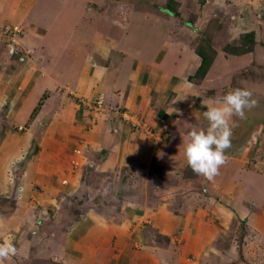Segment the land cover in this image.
I'll use <instances>...</instances> for the list:
<instances>
[{
    "label": "rangeland",
    "instance_id": "374dc122",
    "mask_svg": "<svg viewBox=\"0 0 264 264\" xmlns=\"http://www.w3.org/2000/svg\"><path fill=\"white\" fill-rule=\"evenodd\" d=\"M203 1L30 0V3L21 4L24 10L29 6H36V11L42 9L38 13L35 10L29 13L35 20L39 18L40 26L46 30L47 50L41 48V58L55 55L49 62L45 61L52 80L46 77L38 80L36 73L40 72V67L32 65L30 73L29 62L21 59L25 51L22 49L21 24L7 21L0 26V213L12 212L21 199L17 206L24 209L23 215L31 211L35 221L38 218L47 221L48 217L53 219L56 216L60 227L73 224L91 211L102 215L115 214L113 223L125 225L120 229L131 231V235L122 232L124 239L119 249H99L98 256L88 257L85 264H264V180L255 182V188L250 189L238 184V178H233L221 188L215 187L214 183L208 186L209 180L195 174L187 165L183 138L172 135L176 131L187 135L193 128H207L208 125L199 123L197 118L207 122L203 115L205 104L235 88H246L252 92L256 104L249 113L253 117L264 118V42L254 47L255 41L246 37L251 32L228 29L232 14L240 17L243 15L241 11L225 12L219 18L216 12H212L217 5H212L204 13L201 8ZM160 3L173 11L178 23L183 16L190 25L198 21L197 25L201 26L209 20L208 25L215 27L214 31L219 30L213 36L209 29L191 28L193 32H199L197 39L185 46L197 56L193 55L196 57L193 67L187 65L183 58L181 60V50L168 54V45H161L167 42L169 34L174 37L171 34L173 27L166 28L163 23L153 25L149 23L148 14L142 16L132 12L148 8L153 14L157 10L156 4ZM250 6L253 9L252 20L264 21V10L256 13L255 4ZM131 15L135 25L132 21L128 27L117 25H128L129 19L126 18ZM138 17L140 23L137 26ZM185 24L189 25L188 22ZM110 34L118 41L116 46ZM180 35L185 39L188 34L182 32ZM260 38L264 40V35ZM111 41L114 42L112 45ZM102 46L113 49L112 60L122 50L131 53V62L134 60L132 70L124 74L126 79L128 77L131 88L128 93L132 92V97L128 94L129 100L128 97L121 98L118 106L111 105L113 103L104 95L110 81L105 72L108 63L111 65L113 62L109 58L106 62ZM199 49L205 52L207 60L210 59L204 71H198L201 63ZM117 57L116 62H119ZM90 59L92 64L97 60V67L91 64L89 73L82 75L79 66ZM64 79L78 85L70 87L63 83ZM85 80L86 92L82 93V87H79ZM48 83L53 84V88ZM54 89L57 93H52ZM58 94H64L75 108L68 111L73 112L71 117L68 115L72 124L50 123L48 129L55 110L52 99ZM126 108L135 111L130 114ZM113 114L115 118L111 119ZM192 119L196 126L190 124ZM123 122L130 129L129 137L134 138L136 136L133 135L141 131L148 139L147 143L155 148L171 137L172 146L165 149L166 162L169 160V165L173 160L182 167L176 172L161 170V164L159 169L148 168L155 163V153L152 152L149 163L133 159L131 165L121 164L115 153L118 148L109 149L111 142L108 147L104 146L105 152L101 151L105 156L100 155L99 158L91 148L94 140L83 139L82 133L87 131L94 132L96 136L106 131L109 136L115 134L111 138H117L121 129L119 123ZM184 122L186 124L181 128ZM257 128L262 134L264 122H260ZM239 130L244 133L240 143L248 144L251 128ZM152 132L157 135L153 137ZM133 142L131 145L135 146L137 141ZM255 143L256 152L264 153V138ZM260 156L258 159L252 157V163H246L250 169L253 167L264 172V155ZM45 162L52 170L48 176L43 172L47 168H42ZM34 172L36 174L32 176ZM145 184L154 187L159 195H153L152 188L143 190ZM139 186L142 190L138 189ZM129 199L136 203L143 201L156 211L159 208L158 212L168 210L165 215L174 212L176 225L174 222L167 227L160 224L154 229L152 223L139 220L134 215L131 217L136 213L133 209L137 205H129V209L123 207ZM187 210L195 212L192 221L180 218L181 213ZM124 212L129 217L122 221ZM38 226L36 222L33 227L37 229ZM38 228L40 230L41 225ZM1 232L0 242L12 237L17 249L14 256L5 260L6 264L68 263L67 259L57 257L63 251L55 239L49 247L45 239L40 242V234L33 238L31 231L23 237H7L5 231ZM42 248L45 253L40 252ZM44 248L52 251L46 252ZM70 253V257L77 255L73 251Z\"/></svg>",
    "mask_w": 264,
    "mask_h": 264
},
{
    "label": "crops",
    "instance_id": "0c3cea01",
    "mask_svg": "<svg viewBox=\"0 0 264 264\" xmlns=\"http://www.w3.org/2000/svg\"><path fill=\"white\" fill-rule=\"evenodd\" d=\"M29 2L30 0H0V26L4 23H6L7 21H13V22H18L19 24H21V26L23 27V33L21 35V42H22V49H25V51L27 50L28 52H24V55H21V59L25 60L23 62H29L28 65L31 68L32 65H37L40 67V72L36 73L37 74V79L39 80L40 77L42 78H47V80H52V77L50 75V72L47 70V67L45 65V61L49 62L51 60V58L55 55H51V58H49L50 56H46L43 59L41 58V48L44 50H47L45 47V35H46V30L41 27L40 22L37 20H35L31 14L34 10L35 13H38L40 10L36 11V6L31 7L29 6V8L25 9L20 7L22 3L25 2ZM250 4H255V11L256 13L258 12V10L262 11L264 10V1L263 0H204L203 4H201V8L202 10L204 9V13L206 12V10L209 8H211L212 5H217V9H212L213 13H217L218 17L220 18L221 15L225 14V12H229V11H241L243 13V15H241L240 17H237L235 13L232 14L233 16V22L231 20H228L229 23H231V25L229 26L231 30H239L241 32H251L253 34V39L255 41L254 47L256 45H260V43H263L264 40H262L260 37L263 34L264 35V21L262 20H258V21H253L252 20V16H253V9L250 6ZM30 5V4H29ZM219 5V6H218ZM157 6V10L155 11V13H151L149 12L148 8H146V10H133V14H136V12L141 13L142 16L144 14H148V20L149 23L154 24H162V26L169 28L168 26L173 27L174 29H172L171 34H173L174 37H170L169 32L167 34H169V36L167 37V42L162 43L161 45H168L167 46V52L168 54H171L172 51L174 50L175 54L177 53L178 50H181L179 53L181 54V60L183 58V60L186 62L187 65H189L190 67H193V63L196 61V54L194 52H191V50L187 47L185 48L186 44H191L192 40H196L197 36H199V32L195 31L193 32L191 28L197 27L202 28V29H209L210 30V34L211 35H215L216 32L219 33V30H213L215 29V27H212V25L210 24V26L208 25L210 22L209 20L205 21L203 25H197L198 21H195V23H192L193 25H190L188 19H186L185 16H183V20L179 21V23L176 21L174 16L173 11H171L167 6H164L163 3L160 4H156ZM144 9V8H143ZM37 15V14H36ZM206 15V14H205ZM217 16V15H216ZM36 18V17H35ZM239 18V19H237ZM41 19V18H40ZM126 19L128 20V25H124V24H117L119 25H123V26H129L130 22L132 21V24H136L135 20L133 19V16L131 15V17H127ZM164 19V20H163ZM188 22L189 25H186L185 23ZM139 22V17L137 18V26H138ZM151 24V27H153V25ZM14 26V25H13ZM217 27V26H216ZM221 28V26H220ZM224 28V26L222 27ZM195 29V28H194ZM38 30H40V32H38ZM173 30H178V34H176L177 32H174ZM197 30V29H196ZM185 32L187 33V37L184 39L180 33ZM220 32H222L220 30ZM111 35V34H110ZM112 37V38H111ZM111 40L112 41H116L115 46L117 45L118 41L116 40L115 37H113L111 35ZM100 39V36L98 37L97 41ZM111 41V45L114 43ZM188 42V43H187ZM260 42V43H259ZM114 46V47H115ZM102 49L104 50L103 54H105V59L106 62H109L110 60H112V56H111V52L113 51V49L109 48V47H103ZM102 50V51H103ZM40 51V52H39ZM48 52V51H47ZM158 52V51H157ZM156 52V54H157ZM188 52V54H187ZM49 54V53H48ZM131 54V53H130ZM129 53H127V51H123L120 53V55L117 57L119 58V62H116V57L112 60L113 64H109L108 63V69L105 72L106 76H109V83H108V87H107V93H105L104 95L106 96V98H109V100L113 103L111 105L113 106H118L117 104H119V100L121 98L124 99L128 97V94L131 95V93H128L131 88H129V80L128 77L127 79L125 78L126 76H124V74L128 71V70H132V68L134 67V60L131 62L132 58L130 56ZM183 55H185V57H183ZM193 55L196 56L193 58ZM169 57L172 55H168ZM236 56V55H234ZM109 58V61H108ZM130 60V61H129ZM91 61L92 59H90L87 62H84L79 66L80 71L82 73V75H86L87 73H89L90 69H91ZM141 61V60H139ZM111 62V63H112ZM130 62V63H128ZM142 62V61H141ZM189 62H192L191 64ZM97 60L93 61L92 66L95 64V67H97ZM139 64V63H138ZM186 65V67H187ZM99 67L101 65H98ZM106 64H105V68H106ZM114 66V67H112ZM137 66V65H136ZM46 67V68H45ZM45 68V69H44ZM112 68V69H111ZM131 68V69H130ZM174 67H172L173 69ZM114 69V70H113ZM176 69V68H175ZM30 73L33 71L32 68L31 70H28ZM94 73V72H92ZM92 75V74H91ZM164 77H167V75H163ZM66 78V77H65ZM46 81V80H45ZM64 84L70 85V87H75V85L77 86L78 83H70L69 80L64 79L62 80ZM108 81V80H107ZM86 80L82 83V85L79 87L81 88V91L83 93V91L86 92V89L84 88V84H85ZM56 83V82H55ZM81 83V80H80ZM50 85L53 88V84H47ZM144 87V86H143ZM51 88V89H52ZM137 88V87H136ZM11 91V89H10ZM9 91V92H10ZM56 92V90L54 89L52 91V93ZM59 92V91H58ZM66 92V90H65ZM64 92V93H65ZM127 94V95H126ZM129 95V96H130ZM132 97V95H131ZM130 98L128 97L127 100H129ZM48 100L45 99V102ZM53 101V107H55L54 110V114H52L51 116V112L49 114L46 113L47 116H51V120L45 121L48 122V129L51 127L49 126L50 123H59V125L61 123H69L71 122V118L68 117V115L70 116L71 113L73 114L72 111H74V106L70 105L65 97L64 94H58L55 98L52 99ZM50 105V104H49ZM70 105V106H69ZM44 108L46 107L43 106ZM44 108H42L44 110ZM51 108V109H52ZM82 108V107H81ZM131 108V106L129 107ZM69 109H73L71 111V113H68ZM128 110V113L133 114V111L129 110L128 108H126ZM134 109V108H133ZM251 109H246L245 112V117L243 119H240L238 117L233 116L232 120L230 121L231 124H233L232 127V135H231V147L228 148L226 150V162L220 167L219 169V174L217 175V178L214 177L213 180L207 182V185H211L213 184L215 187H220L221 186H225L226 183H229L230 180H233V178H238V184H240L241 186H245V187H249L250 188H255V182L259 183V181L264 180V172H262L261 170H255L253 169V167L250 169L248 167V162L252 163L250 160L251 159H258V157L264 153L261 152H256V147L255 146V142H257V140H260L263 137V133L259 134L258 132V124L260 122H264V118L259 116H252L250 115L249 111ZM165 113H167L168 111L165 109ZM53 112V111H52ZM164 113V114H165ZM248 113V115H247ZM81 117L84 120V115L82 113ZM126 114V113H121V115ZM128 115V114H126ZM166 115V114H165ZM183 115V114H182ZM120 116V115H119ZM71 117V116H70ZM74 117V115H73ZM69 118V119H68ZM115 118V114L112 115L113 119ZM197 118L199 119V123L201 122L202 124H205L206 126L208 125V121H204V120H200V118L197 116ZM259 118V119H258ZM123 120H126L123 118ZM119 122V120H117V123ZM125 122V121H124ZM123 122V124H124ZM195 120L192 119L191 123L192 126L195 124L194 123ZM159 123V122H158ZM72 124V122L70 123V125ZM121 124V129H120V136H118L117 138H111L113 137L115 134H111L110 136L105 134L106 131H103L101 136H96L94 132H90L88 133H82V135H84L83 139L85 138H89L93 141V146L91 148L95 149L94 151L98 154L99 158L100 155L103 157L105 149L104 146H109V143L111 142V145L109 146V149H112L114 147H117L118 150H115L116 153V157L120 158V163L121 164H130L131 165V160H137V161H141L143 160L144 162H148L149 163V159L151 158V152L155 155V159H154V165L149 166V164L147 163L148 168H154V169H159L158 166H160L161 164V170L165 171V172H170V171H174L176 172L179 168H181L182 166L178 167L177 163L175 164L173 162V160H170L169 165L166 162L165 159V154L167 153L165 151V149L168 148V146H172V138L170 137V143L169 139L168 141H166L165 144H159V146H157L156 148L153 146H151V144H148L147 141L148 139L144 136V134H141V131L136 135L134 134L133 136L136 137H129L130 132L127 127ZM184 124H186L185 122L182 123V127H184ZM197 124V123H196ZM195 124V126H196ZM68 125V124H67ZM161 126V125H160ZM187 126L189 127V124L187 123ZM186 126V127H187ZM240 127H250V133H249V137H247V139H250V142L248 144L244 143H240V138L244 136L243 132H238ZM241 128V129H242ZM101 129V128H100ZM240 129V130H241ZM185 130V129H184ZM239 130V131H240ZM183 132V131H182ZM178 133L177 131L174 132L172 135H179L181 136L183 139L182 141H186L188 136L185 133ZM153 133V137L156 136ZM151 133V134H152ZM102 135L104 137H102ZM171 135V136H172ZM109 136V137H107ZM98 137L100 139H98ZM176 138V136H175ZM174 138V139H175ZM80 139H82L80 137ZM103 139V140H102ZM90 140V141H91ZM135 142V146L131 145L132 142ZM133 142V143H134ZM156 145V144H155ZM115 148V149H117ZM108 149V150H109ZM104 151L101 153V151ZM134 150H137L133 153ZM90 151V150H89ZM138 152L137 156H135V153ZM152 154V156H153ZM142 156V157H141ZM101 157V158H102ZM254 157V158H252ZM261 157V156H260ZM153 158V157H152ZM264 159V158H263ZM262 159V160H263ZM119 160V159H118ZM260 160V159H259ZM48 162V161H47ZM47 162H45V164H43L42 168H47L46 171H43L45 175H49L50 172L52 170H49V167H47ZM247 162V163H246ZM264 162V161H263ZM44 163V162H41ZM96 163V161H95ZM133 164V163H132ZM184 164V162H183ZM254 164V163H253ZM255 165V164H254ZM42 166V164H41ZM252 166V164H251ZM149 170V169H148ZM146 170V171H148ZM154 172V170H153ZM36 174L35 172L32 173V176ZM44 176L43 174H41V177ZM46 176V177H47ZM45 178V176L43 177ZM206 179V178H205ZM178 180V179H177ZM235 181V179H234ZM204 183V182H203ZM207 186V187H208ZM144 188L146 189H151V185L149 186V184H145L143 186V190ZM138 189L142 190L140 188V186L138 187ZM153 191V195H159V192L153 187L152 188ZM263 197V196H262ZM21 199H19V201H17V203L15 204L16 206L14 207L15 209L12 212H5V213H0V239L2 238V232L1 231H5L6 236H11V235H19L20 237H23L26 235L27 232L31 231L33 238H35L37 236V234H40L42 236V239L40 240V242L42 240H46L47 241V245H51L53 239H55V242H59L60 243V247H62V255L57 256V257H61V259H67L69 264H85V262L87 261L88 257H92V256H98L99 254V249H111V250H115V249H119V246H121L124 236L121 234L123 231L120 228L125 227V225L123 226H118L115 225L113 223V219H114V215H102L99 214L95 211H91L88 212L87 216L82 217L81 219L79 218V220L77 219L76 221H73V224L70 223L68 226H59V222L57 218H53L50 219L52 217H48L47 221L44 220L43 218H38L36 221L34 220V214L33 212L29 211L27 212L25 215L24 214V209L20 208V206L18 207L17 205H19ZM264 204V197H263V202L262 205ZM21 205V204H20ZM49 205V204H48ZM127 209H129V205L131 207H134L133 210H136V213H133L132 215H130L131 217L137 216V218H140L139 220H144V221H148L150 223H152V225L155 226H151L154 229H156V227H158V225L162 224L164 227L166 226H170V223L172 225V223L174 222V225H176L177 221H176V216L174 214V212L170 211L169 214L165 215L166 212H158V210L156 211V209H154V207L149 208V206H147V204H144L143 201H139L138 203H136L134 200H127L125 201V204H123ZM167 206V204H165ZM20 208V209H19ZM139 208V209H138ZM145 208V210H144ZM139 210V211H138ZM140 210H144L141 211ZM149 210V212H147ZM46 216L48 214L47 210H46ZM49 215V214H48ZM125 218H122L121 220H125L127 219V217H129L128 213L126 214V212H124L122 214ZM128 215V216H127ZM45 216V217H46ZM180 218H184L188 221H192L193 219H195V212L194 211H183V214L181 213V217ZM36 219V218H35ZM84 220V221H81ZM42 221V223H41ZM48 221L50 224H48ZM37 222V224H39V226L41 225V228L39 230V226L34 228V224ZM46 222V223H45ZM115 222V221H114ZM35 229V231H34ZM49 229V230H46ZM26 231V232H25ZM34 231V232H33ZM121 231V232H120ZM123 233H125L126 235H131V231H124ZM32 238V237H31ZM32 240V239H30ZM62 242V243H61ZM127 243V242H126ZM50 247V246H49ZM46 252H51L52 250L46 249ZM105 249V250H106ZM48 250V251H47ZM44 251L43 248L40 252ZM74 252L77 255L74 257H70L69 254H71L70 252ZM45 253V252H42ZM66 253V254H65ZM69 256V257H68ZM54 258V257H53ZM91 261V260H90ZM73 262V263H71ZM67 263V261H66ZM67 263V264H68ZM4 264H6V262L4 261Z\"/></svg>",
    "mask_w": 264,
    "mask_h": 264
},
{
    "label": "clouds",
    "instance_id": "9594fccd",
    "mask_svg": "<svg viewBox=\"0 0 264 264\" xmlns=\"http://www.w3.org/2000/svg\"><path fill=\"white\" fill-rule=\"evenodd\" d=\"M255 104L252 92L246 88L232 89L214 102L205 104L203 115L208 121L207 128H193L184 142L187 165L195 174L209 181L219 174L227 159L226 150L231 147L232 117L243 119L245 110ZM16 251L12 237L0 242V264L14 256Z\"/></svg>",
    "mask_w": 264,
    "mask_h": 264
},
{
    "label": "trees",
    "instance_id": "16d2710c",
    "mask_svg": "<svg viewBox=\"0 0 264 264\" xmlns=\"http://www.w3.org/2000/svg\"><path fill=\"white\" fill-rule=\"evenodd\" d=\"M248 39H250V41L252 40V42L254 41L253 39V34H247ZM198 55L201 56V63L198 67V71L202 69V71H204L208 65L210 64V59L207 60V58L205 57V52H202L201 49L198 50Z\"/></svg>",
    "mask_w": 264,
    "mask_h": 264
},
{
    "label": "built area",
    "instance_id": "2783aa9c",
    "mask_svg": "<svg viewBox=\"0 0 264 264\" xmlns=\"http://www.w3.org/2000/svg\"><path fill=\"white\" fill-rule=\"evenodd\" d=\"M13 28H14L15 30H18V31H19V29L17 28V26H13Z\"/></svg>",
    "mask_w": 264,
    "mask_h": 264
}]
</instances>
